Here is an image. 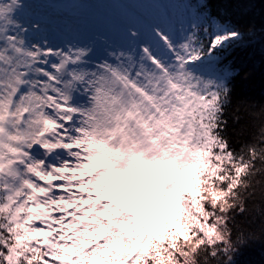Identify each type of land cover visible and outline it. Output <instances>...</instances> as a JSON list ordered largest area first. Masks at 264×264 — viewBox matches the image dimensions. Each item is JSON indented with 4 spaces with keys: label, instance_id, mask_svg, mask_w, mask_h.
<instances>
[{
    "label": "clouds",
    "instance_id": "clouds-1",
    "mask_svg": "<svg viewBox=\"0 0 264 264\" xmlns=\"http://www.w3.org/2000/svg\"><path fill=\"white\" fill-rule=\"evenodd\" d=\"M27 8L26 0L0 4V59L11 66L9 79L25 88L21 107L27 116L18 134L22 144L33 150L34 161L78 155L57 151L64 147V133L58 129H64V122L69 121L78 133L69 134L70 139L87 153L88 163L98 175L113 168L139 173L148 164L160 167L173 157L183 166L196 160L193 153L197 149L214 151L219 146L223 150L233 141H243L242 151L252 149L247 153L250 161L244 178L237 174L226 199H205L210 207L204 204L203 211L196 213L205 227L191 228V239L166 252L168 258L163 264H228L241 245L264 241V104L256 107L255 102L240 100L232 105L230 86L200 70L204 65L197 55L200 49L189 39L177 40L172 34L179 49L175 59L158 54L153 42L141 41L140 29L132 26L129 39L141 41L138 45H108L98 54L94 41L37 38L42 29L38 22L28 19ZM162 30L153 27L157 33ZM209 96L211 100H207ZM158 97L169 98L167 115L159 120L136 119L142 108L147 111L145 102ZM224 113L234 117V125L245 122L227 129L228 116ZM132 119H136L137 134L128 136L125 129ZM219 120L224 125H218ZM218 127L219 132L215 131ZM246 134L254 143L245 141ZM108 180L110 177L105 184ZM97 219L103 224L97 234L107 232L106 242L126 240L131 245L136 239L125 235L112 221ZM113 220L134 222L127 213ZM137 229L142 231L143 226Z\"/></svg>",
    "mask_w": 264,
    "mask_h": 264
},
{
    "label": "rangeland",
    "instance_id": "rangeland-1",
    "mask_svg": "<svg viewBox=\"0 0 264 264\" xmlns=\"http://www.w3.org/2000/svg\"><path fill=\"white\" fill-rule=\"evenodd\" d=\"M77 1L81 8L75 6L77 12L75 15L76 17H74V15L62 13L56 15V22H58L59 25H73L75 33L79 35L78 40L85 42L94 41L97 45L98 54H102L104 48L108 45L113 47H129L132 45V40L129 39V28L132 26L140 29L141 41L153 42V29L143 30L140 28L138 23L133 20L131 14L149 21L152 26L160 25L168 29L177 40L188 39L193 37V35L196 37V31L198 29H194L205 24L202 11L200 10V3L191 4L189 2L188 15L182 16L180 11L182 0H162L170 7V10L174 11L173 15H167L157 10L153 4V0L152 2L151 0H76V2ZM26 3L28 4L26 16L30 21L35 22L34 16L39 12V5L36 4L34 0H26ZM39 3L43 8V13H45L47 10L44 8L41 1H39ZM121 5L128 6L131 13H124L120 9ZM99 12L101 19L98 18ZM82 13H86V19L81 18L80 14ZM173 16L176 17L178 21L176 22L174 18V20H172L174 25L171 23L168 25L166 21L170 22ZM62 21H64V23ZM208 24L206 23V26H208ZM114 26L120 27L125 34L119 31L117 32ZM176 26H179L178 30ZM210 26L212 31L211 37L223 35L225 33H233L229 31L224 24L211 23ZM189 27L193 34L188 35L186 33ZM51 28L52 27L47 26L43 27L41 33L36 35L37 38L43 37L49 39V35L53 32L50 30ZM239 39L240 36L236 35L231 39L225 40L220 46H215L213 50L217 48L227 49L231 42ZM141 41H137L138 44ZM196 42L194 40L192 42L194 47H196ZM197 55L200 60L203 59L204 63L215 58L214 54L204 56L203 54L200 55L197 53ZM203 67L211 69L213 73L215 72V76L220 77L218 74L219 70L216 69L213 64L209 66L204 65ZM10 71L11 66L0 59V160L3 158L2 162H4L9 156L15 157V160L5 163L4 168L0 169V175L7 173L4 178L9 183L13 181L11 163L19 161L22 155L21 149L13 151V145L22 144L18 134V129L20 127L17 126L22 125L26 118L23 108L21 107V97L25 91H21V89L24 88V86L19 85L13 95L15 88L12 84L8 83ZM3 72L4 78L6 79L3 78ZM29 87H31V85H29ZM17 93H19V96H17ZM157 99L168 106V97H158ZM149 106L156 107V110L160 112V117L162 115H167L165 111L166 107L162 112L160 108L157 107V100L146 101L145 108L147 111L142 108L136 119L142 117L144 121L153 120L152 116L148 115ZM136 119H132L128 124V128L125 129L128 136L137 134L135 127ZM121 127H123V125H121ZM11 129H15V132ZM133 129H135V131H133ZM1 149H3V151ZM206 151H208L207 148L198 149L197 152L193 153V155L196 156V160L186 162L183 166L177 163V157H173L170 162L164 163L160 167H157L155 164H148L139 173L130 172L127 169L113 168L109 169L106 174L102 173L98 175L97 170L93 169L89 163H87V167L73 170V175L77 178H82L84 175L95 176V181L99 183L103 190V194H98V198L102 200L107 199L119 205V208H114L112 204L107 203L108 208L111 210V215L105 216L102 221L106 223L112 221L113 225L123 231L125 235L136 236V239L132 243L144 246L145 242H148L147 247L150 252L159 249L158 259L161 264H163V261L168 258L165 253L170 251L173 247H176L178 242H187V240L191 239L192 234L190 229L193 227H200L202 224L199 216L196 215V213L200 212L201 203L196 199V193L192 195L193 198H189V194H191V188L194 186L192 182L196 183L195 189L198 192L197 181L206 182V179L202 178L204 174L201 173L203 168L207 165V158H204V153ZM201 152H203V155H201ZM227 161H229L228 157L223 156L222 163L226 164ZM36 166L37 173L34 175H37L38 179L43 180L45 175H50L39 163V159H37ZM106 177H110L107 184H105ZM195 178L196 181H194ZM212 178L213 176L211 175L209 181H211ZM33 183H35V181H33ZM46 183L50 184L51 182L46 181ZM169 185H171V187H168ZM221 192V189L219 187L215 188L214 185L208 190V194L213 193L212 196L217 200H221ZM33 194L37 197V204H50V197L47 200L40 199V197L48 196V190L39 192L34 189ZM185 197L188 198V200L185 199ZM177 208H179L180 211H177ZM46 210L51 212L56 209L48 207ZM125 210L136 212L141 218L140 222L120 221L117 223L113 220V217H122L126 213ZM198 221L199 223H197ZM138 225L143 226L142 231L137 229ZM133 229H137V231H133ZM88 240L92 242L93 238H88ZM123 246L131 245H129L128 241L121 240L118 245L113 246L107 257L101 256L99 258L98 264H122L126 253L123 255L120 254L119 248Z\"/></svg>",
    "mask_w": 264,
    "mask_h": 264
},
{
    "label": "snow or ice",
    "instance_id": "snow-or-ice-1",
    "mask_svg": "<svg viewBox=\"0 0 264 264\" xmlns=\"http://www.w3.org/2000/svg\"><path fill=\"white\" fill-rule=\"evenodd\" d=\"M4 2L6 0H0V4ZM2 14L0 12V15ZM0 27H3L2 21ZM162 29L160 33L153 31V45L156 52L170 56L175 54L174 58L178 59L179 49L175 46L172 33L166 28L162 27ZM11 30L9 27L8 31ZM236 35L238 34L225 33L213 36L209 39L207 47L220 46L225 40ZM188 39L192 43L198 38L193 36ZM24 90L25 88L21 89ZM207 100H211V97H207ZM157 107L162 112L167 105L157 99ZM128 115L132 116L133 113L129 111ZM148 115L152 116L153 120L160 119V112L156 107L149 106ZM70 124L71 121L64 122V129H58V132L64 133V147L57 151L75 152L78 155L67 156L64 160L49 158L43 159L42 162L39 160L50 174L45 175L43 180L34 175L37 173V160H33V150L25 144L13 145V151L21 149L22 155L19 161L11 163L13 177L11 183L4 178L7 173L0 175V264H98L101 256L107 257L113 246L119 244L106 242L107 232L101 231L100 235L97 234L103 229L101 220L97 218L103 219L107 216L109 208L107 201L98 198V194H103V190L95 181V176L84 175L82 178H77L73 175V170L87 167L88 160L87 153L82 148L76 147L70 139L69 134L78 135ZM11 130L15 132V129ZM214 151L230 154L235 162V154L228 146L223 150L217 146ZM251 151L252 149L249 153ZM13 160L15 157L9 156L6 161L0 162V169L4 168L5 163ZM243 164V160H240V165ZM228 167L232 168V164L230 163ZM234 171L233 169V174ZM34 189L39 192L48 190V196L40 199L47 200L50 197V204H37V197L33 194ZM48 207L56 210L49 212L46 210ZM205 207L210 206L205 204ZM201 223L204 225L202 219ZM93 225H98L99 228H93ZM211 225L212 220L209 219L207 227L210 233ZM199 234L202 236L204 233ZM88 238H93L92 242H89ZM147 243L145 242L144 246L132 243L131 246L119 248L120 254L126 253L122 264H157L159 249L150 252Z\"/></svg>",
    "mask_w": 264,
    "mask_h": 264
},
{
    "label": "trees",
    "instance_id": "trees-1",
    "mask_svg": "<svg viewBox=\"0 0 264 264\" xmlns=\"http://www.w3.org/2000/svg\"><path fill=\"white\" fill-rule=\"evenodd\" d=\"M201 1L204 2L202 8L211 19L227 24L233 33L240 36V39L231 42L227 49H214V52L220 55L219 66L230 72L223 84L230 86L229 95L232 98V105H235L237 101L245 100L255 102V106L259 107L260 104H264V0ZM199 34L203 35L200 40L202 43L200 48L206 54L211 49L207 47L209 31L200 29ZM234 110L233 108L232 111ZM224 115L228 116L227 124L224 125L223 120H219L217 123L218 125H224L227 129L237 127L239 123L245 122L241 120L234 125L232 123L234 117L229 113H224ZM248 123L251 130V122L248 121ZM215 131H221L220 127ZM244 139L246 142L254 143L250 134H246ZM241 143L233 141L228 145L235 154V162L229 154L226 155L216 151H206L204 153V158H207V165L201 173L204 174L202 178L206 179V182L197 181L199 192L195 189L196 183L192 182L194 186L191 188V194H189V198H193L192 195L196 193V199L201 203L200 212L203 211L206 198L215 199L212 196L213 193L208 194V190L212 185L215 188L219 187L222 191L221 199H226L227 195L225 194L230 195L229 186L236 179L237 174L239 173L241 178H244L245 166L249 163L250 156L247 154L248 148L241 150ZM1 150L3 151V149ZM223 156L229 159L226 164L222 163ZM1 159L3 160V158ZM240 160H243V166L240 165ZM259 162V159H257V164ZM228 163L232 164V168L228 167ZM233 169L235 170L234 174ZM211 175L213 176L212 183L209 181ZM194 181H196V178ZM225 181H228V183H225ZM185 199L188 200L186 197ZM200 227L205 226L201 224ZM228 264H264V241L253 240L241 245Z\"/></svg>",
    "mask_w": 264,
    "mask_h": 264
},
{
    "label": "bare ground",
    "instance_id": "bare-ground-1",
    "mask_svg": "<svg viewBox=\"0 0 264 264\" xmlns=\"http://www.w3.org/2000/svg\"><path fill=\"white\" fill-rule=\"evenodd\" d=\"M219 24H223V23H219ZM209 31V30H208ZM209 39H210V35H208Z\"/></svg>",
    "mask_w": 264,
    "mask_h": 264
}]
</instances>
